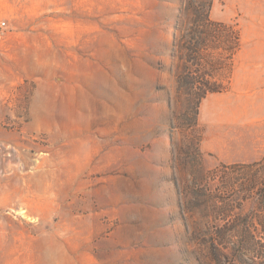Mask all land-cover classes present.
<instances>
[{"label": "rangeland", "instance_id": "374dc122", "mask_svg": "<svg viewBox=\"0 0 264 264\" xmlns=\"http://www.w3.org/2000/svg\"><path fill=\"white\" fill-rule=\"evenodd\" d=\"M263 158L264 0H0V264H264Z\"/></svg>", "mask_w": 264, "mask_h": 264}, {"label": "trees", "instance_id": "16d2710c", "mask_svg": "<svg viewBox=\"0 0 264 264\" xmlns=\"http://www.w3.org/2000/svg\"><path fill=\"white\" fill-rule=\"evenodd\" d=\"M213 23L218 24V25L220 24L216 22H213ZM232 39L235 43L234 48L236 51L240 47V40L238 36H233ZM216 92H219V89L209 87L202 93L201 98L203 99L209 93H216ZM222 167L226 169H229L230 167L233 169H244V170H249V171H251L252 169H257L247 175L246 182L241 187L247 192H251V193H253V191L260 192V195L262 197L261 198L262 209L264 210V174L263 175L259 174L261 170H264V158L261 161H257L251 164L222 165Z\"/></svg>", "mask_w": 264, "mask_h": 264}]
</instances>
